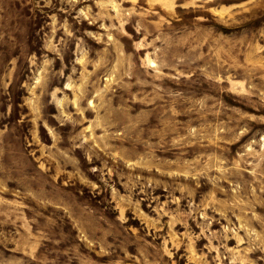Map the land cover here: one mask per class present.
<instances>
[{
	"label": "rangeland",
	"instance_id": "obj_1",
	"mask_svg": "<svg viewBox=\"0 0 264 264\" xmlns=\"http://www.w3.org/2000/svg\"><path fill=\"white\" fill-rule=\"evenodd\" d=\"M0 264H264V0H0Z\"/></svg>",
	"mask_w": 264,
	"mask_h": 264
}]
</instances>
